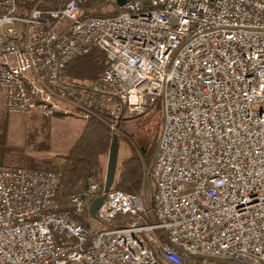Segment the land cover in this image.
I'll use <instances>...</instances> for the list:
<instances>
[{"label": "built area", "instance_id": "built-area-1", "mask_svg": "<svg viewBox=\"0 0 264 264\" xmlns=\"http://www.w3.org/2000/svg\"><path fill=\"white\" fill-rule=\"evenodd\" d=\"M28 1L0 0L7 111L116 133L158 107L161 129L151 205L110 189L95 229L78 217L97 179L58 211L59 173L0 164V264H264V0H127L84 18L86 0ZM92 52L93 82L68 79Z\"/></svg>", "mask_w": 264, "mask_h": 264}, {"label": "trees", "instance_id": "trees-1", "mask_svg": "<svg viewBox=\"0 0 264 264\" xmlns=\"http://www.w3.org/2000/svg\"><path fill=\"white\" fill-rule=\"evenodd\" d=\"M18 6L23 10L30 5L28 0H16ZM69 0H42L40 9L56 10L62 7ZM112 1L103 2L100 0H86L82 5V13L88 16H114L120 13L121 9L114 3L113 8L107 13H94L91 11L103 9V6ZM97 52L90 55L79 57L71 61L65 70L68 79H79L83 81L94 80L102 71V66L94 62ZM156 111H159L157 107ZM34 118V117H32ZM4 134V131H3ZM113 132L104 124L97 120H89L83 123L81 132L77 140L73 143L67 153L63 156V163L58 167L48 169L38 168L31 162H25V167L36 170H49L61 175L60 185L55 195V203L58 211L69 209L70 197L78 192L86 179L95 178L100 182L99 195L102 193V172L104 159L108 154ZM0 137V146H4V138ZM119 144L121 136L118 135ZM154 144L144 153L141 148L139 151L133 150L130 156L120 161L117 166L113 190H119L126 194L141 196L144 185V165H148ZM118 165V163H117ZM150 182V180H149ZM151 183V182H150ZM154 193V189H153ZM78 222L88 227L92 222L87 210L78 217Z\"/></svg>", "mask_w": 264, "mask_h": 264}, {"label": "rangeland", "instance_id": "rangeland-1", "mask_svg": "<svg viewBox=\"0 0 264 264\" xmlns=\"http://www.w3.org/2000/svg\"><path fill=\"white\" fill-rule=\"evenodd\" d=\"M114 3L112 0V3L104 5L103 9H97L91 13H107L113 8ZM94 62H96L95 59ZM72 80L78 83L85 82L79 79ZM92 82L93 80L85 83L88 85ZM83 123L74 118L61 116L42 117L10 113L5 108V93L0 88V137L3 135L1 139L4 138V146H0V164L25 166V162L30 160L31 162H28L27 165L34 164L36 167L44 169L58 167L63 163V156L79 137ZM160 129L161 113L156 110H151L139 118L122 123L118 132L115 133L121 136L117 166L119 167L120 161L130 156L135 149L139 151L142 148L144 153L148 151L149 147L156 142ZM106 161L107 156L103 163L102 183ZM149 163L148 165L143 164V171L148 168ZM141 195H144L147 204L151 205L153 186L145 177ZM91 220V228H97L98 222ZM207 262L212 263L211 261ZM196 263L203 264L204 261L199 260Z\"/></svg>", "mask_w": 264, "mask_h": 264}, {"label": "water", "instance_id": "water-1", "mask_svg": "<svg viewBox=\"0 0 264 264\" xmlns=\"http://www.w3.org/2000/svg\"><path fill=\"white\" fill-rule=\"evenodd\" d=\"M115 4L122 8L124 4L127 2V0H114ZM86 15L83 14L82 18H84ZM118 154H119V139L118 135L113 133L109 151L107 154V161L105 166V174H104V180H103V186H102V193L101 195L97 196L89 205L88 207V214L91 219L97 220L96 217V211L101 204V202L104 200L105 194L111 189V187L114 184L116 169H117V163H118Z\"/></svg>", "mask_w": 264, "mask_h": 264}]
</instances>
